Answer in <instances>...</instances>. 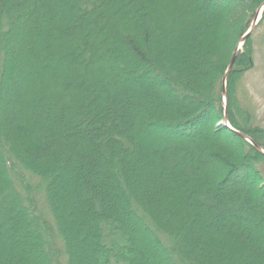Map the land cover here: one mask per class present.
Segmentation results:
<instances>
[{
  "label": "trees",
  "instance_id": "1",
  "mask_svg": "<svg viewBox=\"0 0 264 264\" xmlns=\"http://www.w3.org/2000/svg\"><path fill=\"white\" fill-rule=\"evenodd\" d=\"M263 2L0 0V264L81 263L83 242L86 264H264V155L222 96ZM260 27L264 50V8ZM233 71L228 123L264 150Z\"/></svg>",
  "mask_w": 264,
  "mask_h": 264
},
{
  "label": "rangeland",
  "instance_id": "2",
  "mask_svg": "<svg viewBox=\"0 0 264 264\" xmlns=\"http://www.w3.org/2000/svg\"><path fill=\"white\" fill-rule=\"evenodd\" d=\"M253 18L251 19L250 24H252ZM259 19H260V14H259ZM247 30H248V28H247ZM247 30H246V32H247ZM254 30H256V31L251 36V39H252V42H253V45H254V58H253L254 64H253L252 68L250 67L251 69H249L248 68L249 62L247 64L243 63L241 65L240 64L236 65L235 63H233V66H232L231 70H234L233 72L239 71V73H237V74L232 76V80L234 82V84L232 83V88H233L234 92L237 95L240 108L243 109V110H249L250 113L254 114V116L256 117V122H253V124H251L250 126L253 125L254 126L253 129H256L258 133H264V50L262 49V46H261L260 40H259V38H260L259 34L261 32V27L260 28H256L255 27ZM247 38H246V40H247ZM243 43L237 44V46H236L237 53H238V55L242 54V55L246 56V51H245L246 48L243 47ZM22 60L17 62L18 65L24 63V60L23 61ZM123 60H124V58H122V61ZM234 62H235V60H234ZM69 72H70V70L68 69L67 73H69ZM150 75L151 74H147L146 76H144L143 80H146V82H148L149 79H153V77L150 76ZM124 77L126 78V76H124ZM153 80H156V79H153ZM226 80H227V78H226ZM23 82H24L25 86H27L30 83V78H28L27 75H23V80H22L21 83H23ZM146 82H145V84H146ZM225 88H226V96H227V81L225 83ZM9 98H10V96H8V94L5 95V97H4V102H6L5 110H7V104H9V102H10L9 101L7 103ZM226 100H227V98H226ZM223 124L228 126L231 129V126L228 123V118H227V122L224 120ZM218 125H219V121L217 123H215L213 126L217 128ZM152 130L153 129H152L151 126H147L144 129H142V132L143 133H148V132L152 133ZM218 139H219L218 141H220V143L221 142L224 143V144L223 143H221V144H223L226 148H230L232 150L231 154H241V153L247 152V150H248L246 148L242 149V148H240V146L237 147L236 144L234 143V141L229 139V138H226V137L220 138L219 137ZM157 143H164V141L160 140ZM195 148H197L195 150L198 153V150L201 149L202 147H200L199 144L196 142L195 143ZM188 153L189 154H196V152L194 151V147H193V150L189 149ZM224 154H228V153L224 152ZM215 166L216 165L213 163L212 165H207L205 167V169H207L209 172H213L215 170ZM39 207L41 208V210L44 213H45V210L47 211L44 195L39 196ZM70 210L72 211V213L75 212V209L73 208L72 205H70ZM64 214L68 215L69 213H64ZM45 217H46V219L48 221L50 220L49 224L54 225L53 219L51 220L52 216L49 213H47ZM74 219L75 218H72V222H73L72 225L75 224L73 228L75 230H77V231L79 229L80 230L83 229L82 226L77 225L78 223ZM131 231L133 233H136L137 239L141 240L142 241L141 243L144 246L146 244H148L147 243L149 241V239H147L148 235L145 236L144 233L141 234V231H142L141 229L139 231V229L135 227L134 229H131ZM71 244L73 246H75L73 241H71ZM84 245L85 244L83 242V244H81V246L80 245L79 246L78 245L75 246L76 249L79 250V252H80L79 254H81L82 258H81V263L74 261V264H86V261H87V258L89 256V254L85 253L86 250H85V246ZM59 246H62L61 242L59 243ZM23 255H24L23 257L25 258V260H27V262L30 263V261H29V258H30V259L33 260V264H41L40 263L41 261H40L39 251L37 252L36 250H31V251L30 250H25L23 252ZM149 261L153 262L152 259H149Z\"/></svg>",
  "mask_w": 264,
  "mask_h": 264
},
{
  "label": "water",
  "instance_id": "3",
  "mask_svg": "<svg viewBox=\"0 0 264 264\" xmlns=\"http://www.w3.org/2000/svg\"><path fill=\"white\" fill-rule=\"evenodd\" d=\"M264 8V2L261 4V6L257 9L256 11V14L253 18V21H252V24H250V27L248 28L247 32H245L239 39V42L238 44H241L243 43L247 37H249V35H251V33L254 31L258 21H259V14H260V17H261V12H262V9ZM236 53H237V48L233 51L232 55H231V58L228 62V65L226 67V70L223 74V77H222V96L224 98V120L227 122V110H226V103H227V96H226V88H225V83H226V78H227V75L229 74L232 66H233V63H234V60H235V57H236ZM231 130L236 133L237 135H239L240 137H242L243 139H245L246 141H248L251 145H253V147L259 151L262 155H264V150L262 148H260L253 140H251L249 138L248 135L242 133V132H239L233 128H231Z\"/></svg>",
  "mask_w": 264,
  "mask_h": 264
}]
</instances>
